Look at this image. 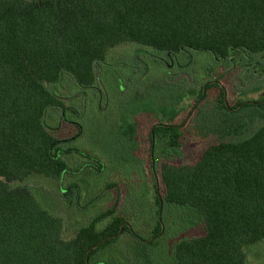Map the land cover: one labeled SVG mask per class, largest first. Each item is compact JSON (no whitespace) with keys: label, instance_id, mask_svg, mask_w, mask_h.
I'll use <instances>...</instances> for the list:
<instances>
[{"label":"trees","instance_id":"obj_1","mask_svg":"<svg viewBox=\"0 0 264 264\" xmlns=\"http://www.w3.org/2000/svg\"><path fill=\"white\" fill-rule=\"evenodd\" d=\"M125 42L168 58L193 50L263 64L257 57L264 54V0H0V264H106L115 242L137 237L117 199L66 240L59 216L27 187L9 184L31 175L59 180L69 170L65 155L75 149H64L68 140L44 124L46 111L62 106L47 85L68 75L82 90L95 88L100 62ZM208 88L217 89L223 109L248 110L264 121V98L230 106L215 80L195 92L198 100ZM204 105L201 116L210 112ZM125 123L122 134L135 141L132 122ZM182 124L159 122L148 137L160 159L158 209L194 212L203 225L201 234L174 244V264H245L247 248L264 241V122L245 139L218 140L194 162L176 164L171 159L182 150ZM160 230L158 221L154 236ZM124 243L134 264H152L141 246L149 243Z\"/></svg>","mask_w":264,"mask_h":264},{"label":"rangeland","instance_id":"obj_2","mask_svg":"<svg viewBox=\"0 0 264 264\" xmlns=\"http://www.w3.org/2000/svg\"><path fill=\"white\" fill-rule=\"evenodd\" d=\"M234 57L216 60L207 52L185 50L168 58L151 47L125 42L109 49L100 62L95 88L82 90L68 75L59 85L48 84L49 90L59 93L62 106L49 108L44 124L52 135L68 140L64 149H75L65 155L69 170L59 180L31 175L10 186L27 187L43 207L59 216L66 240L118 199V213L137 237L115 242L111 250L116 252L105 263L134 264L133 252L129 260L124 242L141 239L149 243L141 246L150 263L174 264V244L201 234L203 225L194 212L166 205L158 209L154 195L162 191L160 159L157 150L152 154L148 137L159 122L183 123L182 150L171 162L186 164L211 143L250 136L264 121L248 110L227 111L217 105L216 88L204 91V100L195 94L209 81L218 80L230 106L263 99L264 62L243 59L240 54ZM257 58L264 61V54ZM211 103L214 107L208 108ZM202 105L210 110L207 116H201ZM125 120L133 123L135 141L122 134ZM70 183L77 190H65ZM158 221L161 230L154 236ZM105 223L100 222L98 228ZM247 250L245 264L264 263V241Z\"/></svg>","mask_w":264,"mask_h":264},{"label":"water","instance_id":"obj_3","mask_svg":"<svg viewBox=\"0 0 264 264\" xmlns=\"http://www.w3.org/2000/svg\"><path fill=\"white\" fill-rule=\"evenodd\" d=\"M117 234H119V232L117 233ZM97 245H95V247H96Z\"/></svg>","mask_w":264,"mask_h":264}]
</instances>
